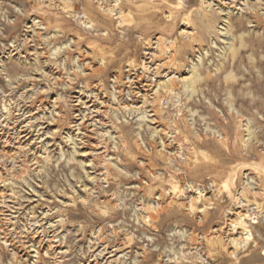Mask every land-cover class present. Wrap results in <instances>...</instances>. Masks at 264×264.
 Returning a JSON list of instances; mask_svg holds the SVG:
<instances>
[{
	"label": "rangeland",
	"instance_id": "rangeland-1",
	"mask_svg": "<svg viewBox=\"0 0 264 264\" xmlns=\"http://www.w3.org/2000/svg\"><path fill=\"white\" fill-rule=\"evenodd\" d=\"M0 264H264V0H0Z\"/></svg>",
	"mask_w": 264,
	"mask_h": 264
},
{
	"label": "bare ground",
	"instance_id": "bare-ground-1",
	"mask_svg": "<svg viewBox=\"0 0 264 264\" xmlns=\"http://www.w3.org/2000/svg\"><path fill=\"white\" fill-rule=\"evenodd\" d=\"M238 2V1H236ZM116 7V6H115ZM190 36V35H189ZM148 46V45H147ZM140 93V92H139ZM148 93V92H147ZM226 137V136H225ZM11 158V157H10ZM173 195V194H172ZM245 199V198H244ZM247 204V203H246ZM152 216V215H151ZM248 218L247 214H244L242 212H239L236 215V220L232 222L231 227L234 229V231L237 232V235L239 234L241 239H243L245 242L250 240L249 231L246 230V219ZM246 231V234L244 233Z\"/></svg>",
	"mask_w": 264,
	"mask_h": 264
}]
</instances>
